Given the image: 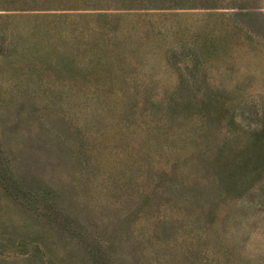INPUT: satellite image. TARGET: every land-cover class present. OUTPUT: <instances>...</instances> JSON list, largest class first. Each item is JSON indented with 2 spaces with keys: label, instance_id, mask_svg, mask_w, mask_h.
Listing matches in <instances>:
<instances>
[{
  "label": "rangeland",
  "instance_id": "obj_1",
  "mask_svg": "<svg viewBox=\"0 0 264 264\" xmlns=\"http://www.w3.org/2000/svg\"><path fill=\"white\" fill-rule=\"evenodd\" d=\"M0 264H264V0H0Z\"/></svg>",
  "mask_w": 264,
  "mask_h": 264
}]
</instances>
